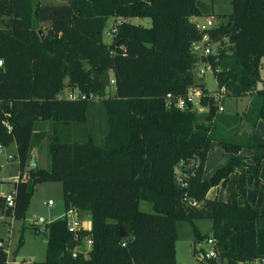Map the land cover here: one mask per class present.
<instances>
[{
	"label": "trees",
	"instance_id": "16d2710c",
	"mask_svg": "<svg viewBox=\"0 0 264 264\" xmlns=\"http://www.w3.org/2000/svg\"><path fill=\"white\" fill-rule=\"evenodd\" d=\"M232 4V14L218 24L223 16L214 15L212 5L203 0H0V144H16L20 169L15 206L0 196V212L24 221L36 186L57 182L62 184L65 212L76 209L91 217V230L79 236L63 218L45 223V230L32 226L36 234L46 235L47 254L44 262L30 264H177L178 223L194 225L202 218L213 224L207 241L214 239L217 257L207 259L209 264L264 259L256 233L264 210L208 199L212 188L247 166L238 156L244 148L264 147L250 136L222 129V113L195 74L197 66H210L226 97H255L250 107L256 114L253 129L264 119V90L258 89L264 0ZM205 15L217 20L209 34L219 48L200 56L192 49L202 37L194 18ZM133 18H150L152 26L132 24ZM111 19L121 23L107 44L104 30ZM43 23L48 27L42 38ZM112 81L115 94L109 96ZM193 87L202 89L199 105L207 113L200 114L191 103L185 110L168 106V95L174 101L185 98ZM66 88L86 99L62 98ZM98 105L106 115L102 145L96 143L100 126L92 117ZM38 123H49L50 133L36 132ZM49 134L51 168H31L33 140L41 143ZM213 142L234 157L205 179ZM197 159L195 175L182 187L176 166ZM252 161L251 169L260 167V157ZM186 196L200 206L187 205ZM141 201L151 203L154 213L142 212ZM121 229L128 238L120 237ZM194 230L197 249L204 236ZM86 237L93 241L91 251L73 257ZM23 242L21 237L19 247ZM7 261L3 244L0 264Z\"/></svg>",
	"mask_w": 264,
	"mask_h": 264
},
{
	"label": "rangeland",
	"instance_id": "374dc122",
	"mask_svg": "<svg viewBox=\"0 0 264 264\" xmlns=\"http://www.w3.org/2000/svg\"><path fill=\"white\" fill-rule=\"evenodd\" d=\"M205 1V0H203ZM42 4H59L63 0H40ZM206 2V1H205ZM211 12L216 16H223L219 18L218 24H220L222 19H225L224 16H228L233 12L232 0H214L212 3ZM207 18V15L203 16L200 19V22H204ZM131 23L135 25H142L143 27L150 28L152 26V20L150 18H133ZM114 26V21L111 19L107 22L104 30V41L107 44L112 42L113 35L111 30ZM41 30L44 31L48 27V24L43 23L41 25ZM227 42V40H225ZM219 48V44H214L212 47V52H216ZM204 70L205 75L200 76L199 71ZM260 73L262 76L261 81L258 83V89L264 90V58L262 60V67L260 68ZM195 74L197 79H202L207 90L211 94H217L220 89L215 77V74L212 69H207L205 65H199L195 69ZM110 78H114V74L110 73ZM67 83V81H66ZM109 96L115 94V84L111 83L107 89ZM68 89L62 92V96H66ZM255 97H253L254 99ZM252 99V100H253ZM247 99L237 100L234 97H226L223 100V105L226 108V111L229 112H242L241 117L245 118L247 121L254 122L256 121V114L254 111L250 110L251 104L249 107L247 105ZM237 104V105H236ZM198 112L200 114H205L208 110L204 107L197 105ZM246 109H248L246 111ZM92 117L94 116V124L98 123L99 128L96 126L95 129V140L98 145L103 144V135L101 134V125L106 123L105 110L100 106H95L92 108ZM262 123L257 127L256 134H254L252 140L255 144H264V119H261ZM239 122V120H238ZM45 130L50 133V124L49 123H38L36 124L35 131ZM50 134L41 142L36 144L35 139L33 140V150L38 159L39 168L50 169L51 168V155H50ZM258 142V143H257ZM249 149V148H248ZM259 152H264L263 148L254 149ZM214 153L213 151L210 152ZM209 154V155H210ZM263 156V153L261 154ZM213 155L209 160L207 173L210 174L214 168L218 166V163H213ZM262 164V163H261ZM261 167V165H260ZM260 167L256 164L255 169L250 175H243L238 179H233L231 182V188L236 190L239 188L240 191L248 193L246 198L247 202L250 203L253 207H257V210H264V177L259 175ZM257 168L259 169L257 172ZM210 170V171H209ZM20 175L19 161L17 159V148L16 144L13 143L8 147H4L0 153V185L5 183H10L11 180H15ZM12 178V179H9ZM253 190V191H252ZM233 191V190H232ZM252 191V192H251ZM258 195V199L256 196ZM220 198L222 195L219 196ZM246 197V196H245ZM236 198V197H235ZM49 202H53L52 205H49ZM260 208V209H258ZM140 210L145 213H154L153 206L147 201L140 202ZM64 198H63V188L61 183L52 182V183H41L38 184L35 188L34 196L30 204L29 210L27 212L26 219L15 220L12 224L11 233L10 229L7 226L9 222H12L11 218H6V221L3 223L0 219V238L5 241V247L8 253V261L6 264H30L33 262H44L46 260L47 254V243L46 235L44 233L36 234L32 229V226L42 227L45 225L46 221L50 222L54 216L64 215ZM1 217V212H0ZM60 217V218H61ZM84 218V217H83ZM85 219H87L85 217ZM35 223H44L43 225L36 226ZM26 225V229H24ZM258 226V227H257ZM212 221L208 218L197 219L192 225L190 222L181 221L178 223V235L179 240L177 243V262L178 264H209L207 259H198L195 254V257L192 255L191 247H195V230L197 229L198 233L201 236H204L202 240V245L204 250L209 251L211 246L207 243V238L212 236ZM258 229V241H259V251L264 254V218L257 220L256 222V233ZM23 237L24 242L22 247L20 245V239ZM200 244H197L198 248ZM219 264H230L227 260L218 259ZM248 264V263H240ZM259 264V263H258Z\"/></svg>",
	"mask_w": 264,
	"mask_h": 264
},
{
	"label": "built area",
	"instance_id": "2783aa9c",
	"mask_svg": "<svg viewBox=\"0 0 264 264\" xmlns=\"http://www.w3.org/2000/svg\"><path fill=\"white\" fill-rule=\"evenodd\" d=\"M194 22L196 23L197 28L202 33V37L199 41L194 42L192 45L193 52L200 56H208L214 52H212V47L215 44L212 40L209 31L214 29L217 25V20L215 17H209L206 18L204 22H200V19L194 18ZM121 23V21H118V23H115L111 34L114 35L117 32L118 25ZM2 65V62L0 61V66ZM197 66L196 68H198ZM207 69H211L210 66H206ZM200 73V76L205 75V71L201 70L198 72ZM114 81H112L113 83ZM216 102V106L218 107V112L223 113L225 110V107L223 105V100L226 98V90L225 88L220 89V91L217 94H211ZM204 96V93L201 88L199 87H193L189 90L187 96L185 98H179L177 100H173V97L171 95L167 96V104L169 107H175L180 110H185L188 108L189 104L195 105L197 108L200 103L201 98ZM62 98H66L69 100H77V99H86L85 95H81L79 91L74 90L71 91L68 89V92L66 93V96H62ZM95 99V98H91ZM95 100H98L96 97ZM200 106V105H199ZM3 149V146L0 144V153ZM199 167L198 159L193 161L191 164H187L185 161H181L176 166V180L177 183L180 184L182 187H186L188 184V179L195 175L196 169ZM20 176L17 177L13 184L14 188L12 192L5 196L6 202L9 207L14 208L15 206V196H16V187L15 184L19 183ZM184 202L187 205L193 206V207H199L200 203L196 200H192L188 198L187 196L184 198ZM53 202H49V205H52ZM67 221L68 229L71 233H74L76 236H79L84 231H90L91 229H88L86 226V221L82 218L80 212L76 209H70L69 211L65 212L63 217ZM44 223H35L36 226L43 225ZM207 243L211 246L209 251L204 250L202 244L196 249V256L198 259H210V258H216L217 257V251L215 248V241L213 238H210ZM93 245V241L90 237H86L83 241V246H79L78 249L73 254V257H77L79 253L84 254L85 256L88 255V253L91 251ZM261 262L264 264V259L261 260Z\"/></svg>",
	"mask_w": 264,
	"mask_h": 264
},
{
	"label": "crops",
	"instance_id": "0c3cea01",
	"mask_svg": "<svg viewBox=\"0 0 264 264\" xmlns=\"http://www.w3.org/2000/svg\"><path fill=\"white\" fill-rule=\"evenodd\" d=\"M206 2L209 3V4L212 3V2H209V1H206ZM260 76H261V73H260ZM261 79H262V76H261ZM253 97H254L253 95H248V96H245V97H242V98H235V99H237V100L247 99L246 102H247V105L249 107V104H251V101H252ZM247 110L248 109H246V111ZM241 114H242V112H238V111L229 112L228 113L226 111V108H225L224 112L222 114H220V116H223L222 124H221L222 129L225 130V132H228V133H231V132L236 130V132H235L236 136L240 135L241 137H244V138H246L247 136H250V138L252 139L254 134H256L257 127H259V124L262 123V121H261V119L258 120L256 128L253 129L252 122L250 123L245 118H242ZM238 120H239V122H238ZM50 128H51V126H50ZM75 130H76V128L73 129V131H75ZM252 142H253V140H252ZM211 151H213L214 153L210 154ZM210 152H209L210 155L208 154V158H207L206 165H205V168H204V178L205 179H210L213 176V174L215 173V171L218 169V168H214L212 171L209 170L211 172L210 174L207 173L209 160L211 159L212 155H213V157H212L213 158V163H218V166H216V167H219V168L222 167V166H225L234 157L233 154L225 152L223 147L221 146V144L219 142H213ZM262 153H264V152H262V151L259 152V151H256L254 149L244 148L238 154V156H241V157H243L245 159V161L247 163V166L236 168L235 172L229 177V179L227 181H224L220 185H218L217 187L212 188L210 190V192L208 193V199H211V200L218 199V200H221V201H224V202H233V203H238V204H241V205L248 203L246 198H247L249 192L245 193L244 191H240L239 188L234 190V188H231V182H232V180L234 178L238 179L239 177H242L243 175L252 174L251 172H253L254 170L251 169L250 166L253 165L252 159L255 158V157H260V160H261L262 164H261V167H260L259 175L264 177V154L262 156L261 155ZM32 157L36 161V167H39V163H38V159H37V156L35 154V151H33V156ZM255 166L256 165H254V169H255ZM9 179H12V178H9ZM13 182H14V179L11 180L10 183H5V184L0 185V196L5 197L6 195H8V194H10L12 192V190L14 188ZM220 195H222L221 198L219 197ZM256 199H258V195L256 196ZM255 208H257V207H255ZM258 209H260V208H258ZM64 212H65V210H64ZM60 217L61 216H54V218H52L50 222H47L46 219H45V221H46V223H51V222H54V221L62 218V217L61 218ZM83 217L82 218L86 221V226L88 227V229H91V217H90V215L85 214ZM85 217L87 219H85ZM0 219H1V221L3 223L6 221L5 215H4L3 212H1ZM14 221L15 220L12 219V222H9L7 224V226L10 229V233L12 231L11 228H12V224H13ZM42 230H45V225L42 227ZM46 243H47V239H46ZM257 244H258V253H259V255L261 257H264V254L259 251L258 229H257ZM4 245H5V241H4ZM191 252H192V255L195 257L196 249H195L194 246H193V248L191 247ZM258 263L259 264H263L261 262V260L255 262L254 264H258ZM177 264H178V262H177Z\"/></svg>",
	"mask_w": 264,
	"mask_h": 264
},
{
	"label": "water",
	"instance_id": "95a60500",
	"mask_svg": "<svg viewBox=\"0 0 264 264\" xmlns=\"http://www.w3.org/2000/svg\"><path fill=\"white\" fill-rule=\"evenodd\" d=\"M40 34H41V36L43 38L44 37V32L42 30L40 31ZM30 167L31 168H35L36 167V161L33 158H32ZM120 237H122V238H128L129 235L126 233V231L124 229H121L120 230ZM3 244H4L3 239H0V245H3Z\"/></svg>",
	"mask_w": 264,
	"mask_h": 264
}]
</instances>
